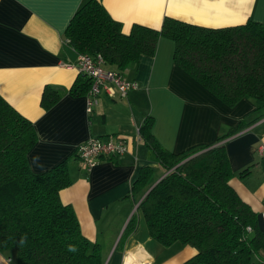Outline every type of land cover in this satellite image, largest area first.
Here are the masks:
<instances>
[{"label": "crops", "instance_id": "1", "mask_svg": "<svg viewBox=\"0 0 264 264\" xmlns=\"http://www.w3.org/2000/svg\"><path fill=\"white\" fill-rule=\"evenodd\" d=\"M83 1L0 0V95L34 125L30 168L40 172L65 160L71 183L59 191L60 200L74 209L82 234L100 245L103 264H179L196 252L179 242L162 245L149 236L143 219L124 235L135 210L129 193L139 171L151 166L155 180L163 176L138 134L146 116L154 137L172 152L224 142L234 174L230 184L264 225V154L257 148L264 143V106L248 96L225 104L175 64L174 42L161 36L153 55H141L123 73L138 87L125 95L101 91L87 113L85 96L68 93L81 74L75 66L79 53L64 37ZM98 1L124 33L134 23L159 29L165 16L206 27L264 22V0ZM46 85L62 93L48 109L41 105ZM242 120L247 125L218 141ZM105 135L123 138L128 150L101 157L88 169L76 146ZM259 254L264 260V252ZM0 264H15V254L0 252Z\"/></svg>", "mask_w": 264, "mask_h": 264}, {"label": "trees", "instance_id": "2", "mask_svg": "<svg viewBox=\"0 0 264 264\" xmlns=\"http://www.w3.org/2000/svg\"><path fill=\"white\" fill-rule=\"evenodd\" d=\"M161 36L173 40L175 64L225 104L248 96L264 106V22L206 27L165 16L159 29L134 23L124 33L98 0H84L64 30L78 53L101 54L122 75L141 55H153ZM80 74L68 90L73 96H85L90 86ZM61 95L46 85L41 105L48 109ZM245 125L240 121L218 141ZM151 128L146 116L138 134L163 176L155 180L151 166L139 171L129 193L138 204L124 235L143 219L162 245L196 249L179 264H264V225L230 184L224 142L172 152ZM36 141L33 123L0 95V252L14 251L15 264H103L100 245L82 234L74 209L60 200L59 191L71 183L65 160L40 172L30 168L27 154Z\"/></svg>", "mask_w": 264, "mask_h": 264}, {"label": "built area", "instance_id": "3", "mask_svg": "<svg viewBox=\"0 0 264 264\" xmlns=\"http://www.w3.org/2000/svg\"><path fill=\"white\" fill-rule=\"evenodd\" d=\"M75 66L80 73L90 78V86L85 94L86 111L92 112L93 105L101 91L112 96L115 91L125 95L129 90L137 88L135 80H128L116 70L105 66L101 54L79 53ZM258 150L264 154V143L258 145ZM127 151V144L124 139L114 136L98 137L89 136L78 143L76 155L83 164L90 169L102 156H118Z\"/></svg>", "mask_w": 264, "mask_h": 264}, {"label": "rangeland", "instance_id": "4", "mask_svg": "<svg viewBox=\"0 0 264 264\" xmlns=\"http://www.w3.org/2000/svg\"><path fill=\"white\" fill-rule=\"evenodd\" d=\"M11 254L14 255L15 254L14 251H11ZM255 260L258 261V258L256 257Z\"/></svg>", "mask_w": 264, "mask_h": 264}, {"label": "water", "instance_id": "5", "mask_svg": "<svg viewBox=\"0 0 264 264\" xmlns=\"http://www.w3.org/2000/svg\"><path fill=\"white\" fill-rule=\"evenodd\" d=\"M137 204H138V203H137ZM137 204H136V205H137ZM136 205H135V206H136Z\"/></svg>", "mask_w": 264, "mask_h": 264}]
</instances>
